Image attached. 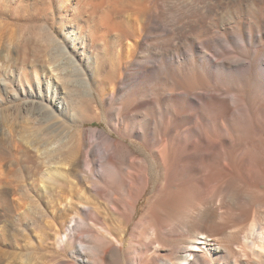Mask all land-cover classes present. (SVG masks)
Returning <instances> with one entry per match:
<instances>
[{"label":"bare ground","instance_id":"obj_1","mask_svg":"<svg viewBox=\"0 0 264 264\" xmlns=\"http://www.w3.org/2000/svg\"><path fill=\"white\" fill-rule=\"evenodd\" d=\"M238 6L246 7L241 16L226 11ZM73 9L61 32V70L56 74L62 89L57 84L46 83L43 88L34 84L31 90L36 88L38 95H32L31 112L38 110L54 125H62L58 118L65 112L73 115L75 100L66 92L80 87V93L92 95L97 55L90 46L98 49L110 35L116 61L100 82L103 98L117 101L107 120L119 125V137H125L120 133L141 141L153 137L161 99L179 103L178 119L212 145L203 149L210 161L203 164L201 173L192 174L189 163H182L185 170L179 176L172 171L173 147L169 140L162 141L158 147L161 182L123 235L97 221L89 196L99 190L116 212H131L133 195L147 181L143 159L131 158L122 141L93 127L80 129L73 141L54 145L67 149L68 156H59L57 161L66 166V177L84 183L74 212L59 202L67 222L55 230L54 245L72 254L71 264H264V251L257 249H264V220L239 224L244 210L264 206V138L259 135L264 120L257 108L264 99V0H78ZM220 11L218 30L208 18ZM87 21L97 23L95 34L88 38L79 29ZM201 28L206 37L195 39ZM149 31L171 37L148 42L145 51L135 56L138 43L146 42ZM185 37L190 42L183 45ZM47 38L55 40L49 30ZM177 47L182 58L175 53ZM162 75L166 76L156 95L149 83ZM172 110L169 103L168 112ZM162 118L161 127L166 128L171 115ZM200 123L215 126L219 133L201 131ZM233 141L239 146L234 145L237 155L223 156L225 144ZM214 151L221 157L219 162ZM243 153L258 155L251 162V173L245 170L246 163L237 161ZM47 179L51 185L58 183L55 176ZM203 189H207L205 195ZM196 239L206 247L191 249Z\"/></svg>","mask_w":264,"mask_h":264},{"label":"rangeland","instance_id":"obj_2","mask_svg":"<svg viewBox=\"0 0 264 264\" xmlns=\"http://www.w3.org/2000/svg\"><path fill=\"white\" fill-rule=\"evenodd\" d=\"M77 1L0 0V264H71L73 262L72 254L54 245L52 236L62 222H67V214L59 211V202L66 203L70 212H74L75 203L79 199L84 183L78 179L71 181L66 177V166L57 161L59 156H68L67 149L60 150L55 147L61 141H73L80 129L93 127L106 131L113 139L123 142L131 158L143 159L146 165V185L133 195L131 212L121 213V210L116 212V207L113 208L109 199L103 193H98L99 190L96 191V188L95 195L89 196L97 221L105 222L116 234L128 233L131 222L140 216L142 206L161 182L162 168L158 158V147L161 146L162 141L169 140L173 147L172 171L179 173V176L185 170L182 163L185 166L189 163L188 169L192 174L198 175L203 167H206L203 164L209 160L205 157L203 149L209 148L212 144L201 134L195 136L189 125L178 119L181 108L177 102L158 100L156 134L153 137H145L142 141L128 137L132 136L131 134L120 133L125 137H119L116 131L119 125L107 120L111 112L109 110L117 101L103 98L104 90L100 82L101 77L110 68L113 69L116 61L113 53L114 38L110 35L104 37L98 49L90 46L97 55L94 56L96 77L92 80V95L80 93V87L66 92L75 100V105L73 115L70 116L65 112L58 118L64 126L54 125L38 110L31 112L29 106L32 103V95H38L36 88L31 90L34 84L39 83L40 88L45 87L46 83L57 84L58 89H62V83L56 74L61 70L58 63L61 54L59 48L63 44L61 32L67 26L68 21L65 18L72 15L73 5ZM254 4L258 5L257 2ZM244 10H246L245 6H238L226 11L230 14L236 11V14L241 16ZM221 13L220 11L208 18L218 30L222 24L219 19ZM82 24L79 27L81 35L85 33L88 38L95 34L96 22L87 21V26ZM47 30L55 40H48ZM148 33L149 38L146 42L142 40L138 43L135 56L145 51L148 42L171 37L164 32L149 31ZM205 37L204 28L198 29L194 35L195 39ZM189 42L190 38L185 37L181 44L186 45ZM116 46L120 47L119 43H116ZM104 48L105 51L102 50ZM123 48L122 46L121 53L124 52ZM175 53L182 58V51L178 47L175 48ZM67 56L70 57L71 53H67ZM122 58L125 59V54ZM163 60L161 58L159 63ZM196 64L200 63L196 61ZM151 65L152 63L149 64ZM52 66L56 68L53 69ZM169 67L174 65L171 64ZM164 76L166 75L149 83L156 95L161 92L160 85ZM121 94L120 92L118 97H121ZM78 98L81 100L79 103H77ZM169 103L174 106L171 113L168 112ZM257 108L260 109V120H264V99L258 103ZM165 114L171 115V121L166 128H163L160 120H163L162 115ZM198 127L209 135H214L212 133L215 131L219 133L215 126L200 123ZM201 131L200 133H203ZM259 135L264 138V127ZM234 145V141L227 147L225 144L223 156L229 153L237 155ZM61 152L64 155H60ZM186 153L197 155H186ZM213 155L215 162H219L221 157L217 151H214ZM257 157L258 155L243 153L238 156L237 161L239 164L246 163L245 170L251 173L253 171L251 162ZM96 171L98 175L101 174L98 169ZM48 176H55L58 179L57 185L49 184ZM206 191L207 189H203L204 195ZM114 192L120 196L119 190ZM262 208L251 207L244 210L245 215L243 214L239 219V224L243 225L258 218L264 220V206ZM194 242L191 249L200 251L206 247L201 239H196ZM257 249L264 251L259 247Z\"/></svg>","mask_w":264,"mask_h":264}]
</instances>
